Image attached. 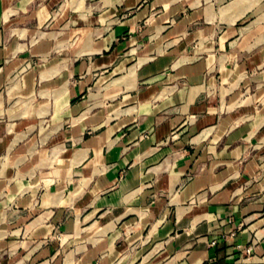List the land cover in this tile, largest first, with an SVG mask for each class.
<instances>
[{
    "label": "crops",
    "instance_id": "obj_1",
    "mask_svg": "<svg viewBox=\"0 0 264 264\" xmlns=\"http://www.w3.org/2000/svg\"><path fill=\"white\" fill-rule=\"evenodd\" d=\"M0 264H264V0H0Z\"/></svg>",
    "mask_w": 264,
    "mask_h": 264
}]
</instances>
